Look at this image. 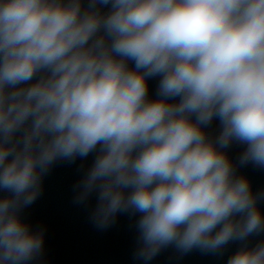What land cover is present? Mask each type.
Listing matches in <instances>:
<instances>
[{
  "label": "clouds",
  "instance_id": "obj_1",
  "mask_svg": "<svg viewBox=\"0 0 264 264\" xmlns=\"http://www.w3.org/2000/svg\"><path fill=\"white\" fill-rule=\"evenodd\" d=\"M233 142L264 168V0H0V264L43 255L23 210L56 163L90 154L73 202L95 196L100 230L139 213L137 259L240 241L227 264H264V241L247 244L264 191Z\"/></svg>",
  "mask_w": 264,
  "mask_h": 264
}]
</instances>
